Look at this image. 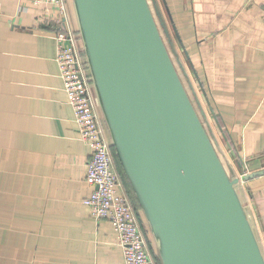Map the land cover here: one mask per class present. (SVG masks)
Wrapping results in <instances>:
<instances>
[{"label":"crops","instance_id":"obj_1","mask_svg":"<svg viewBox=\"0 0 264 264\" xmlns=\"http://www.w3.org/2000/svg\"><path fill=\"white\" fill-rule=\"evenodd\" d=\"M156 1L227 166L263 168L264 0ZM57 17L31 0H0V264H124L111 222L83 204L95 189L91 151L56 62ZM239 191L264 251V175Z\"/></svg>","mask_w":264,"mask_h":264},{"label":"water","instance_id":"obj_2","mask_svg":"<svg viewBox=\"0 0 264 264\" xmlns=\"http://www.w3.org/2000/svg\"><path fill=\"white\" fill-rule=\"evenodd\" d=\"M72 1L97 107L159 264H264L239 191L264 167L243 161L241 178L227 166L157 1Z\"/></svg>","mask_w":264,"mask_h":264},{"label":"built area","instance_id":"obj_3","mask_svg":"<svg viewBox=\"0 0 264 264\" xmlns=\"http://www.w3.org/2000/svg\"><path fill=\"white\" fill-rule=\"evenodd\" d=\"M57 11L56 62L81 139L91 151L86 181L95 189L83 200L94 219L111 222L124 264H157L138 212L123 188L106 126L98 111L88 64L81 50L80 32L72 27L67 0H31ZM244 172L239 176L243 178Z\"/></svg>","mask_w":264,"mask_h":264},{"label":"rangeland","instance_id":"obj_4","mask_svg":"<svg viewBox=\"0 0 264 264\" xmlns=\"http://www.w3.org/2000/svg\"><path fill=\"white\" fill-rule=\"evenodd\" d=\"M210 127H212V125H210ZM222 147H223V144H222ZM224 151H225V150H224ZM119 166H120V167H119ZM116 167H117V170H118V172H119V174H120V178H121V180H122V182H123V184H124V186H125V188H126V191H127L128 197H129V199H130L132 205L134 206V208H135L136 210H139V205H138L137 200H136V198H135V194H134V192H133V190H132V187H131V185H130V183H129V181H128L126 175H125L124 169H123V167H122V165H121V163H120V161H119V159H118L117 157H116ZM126 184H127L128 188H127ZM146 225H147V224H146ZM146 227H147V226H146ZM152 241H153V243H154V247H155L154 249H157V242H156L155 239H153V238H152ZM156 251H157V250H156ZM153 253H154V251H153ZM154 255H155V254H154Z\"/></svg>","mask_w":264,"mask_h":264},{"label":"trees","instance_id":"obj_5","mask_svg":"<svg viewBox=\"0 0 264 264\" xmlns=\"http://www.w3.org/2000/svg\"><path fill=\"white\" fill-rule=\"evenodd\" d=\"M113 152H114V150H113ZM114 155H115V153H114ZM116 155H115V159H116ZM120 167V166H119ZM126 186H127V184H126ZM127 188H128V186H127ZM155 259H156V261H157V264H159V261H158V258L157 257H155Z\"/></svg>","mask_w":264,"mask_h":264},{"label":"flooded vegetation","instance_id":"obj_6","mask_svg":"<svg viewBox=\"0 0 264 264\" xmlns=\"http://www.w3.org/2000/svg\"><path fill=\"white\" fill-rule=\"evenodd\" d=\"M115 156V155H114ZM115 161H116V159H115Z\"/></svg>","mask_w":264,"mask_h":264}]
</instances>
